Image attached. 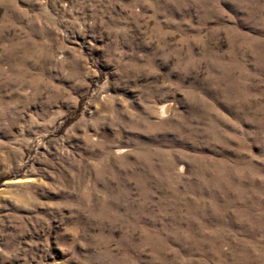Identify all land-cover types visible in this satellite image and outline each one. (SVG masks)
I'll return each instance as SVG.
<instances>
[{
  "label": "rangeland",
  "instance_id": "obj_1",
  "mask_svg": "<svg viewBox=\"0 0 264 264\" xmlns=\"http://www.w3.org/2000/svg\"><path fill=\"white\" fill-rule=\"evenodd\" d=\"M0 264H264V0H0Z\"/></svg>",
  "mask_w": 264,
  "mask_h": 264
}]
</instances>
